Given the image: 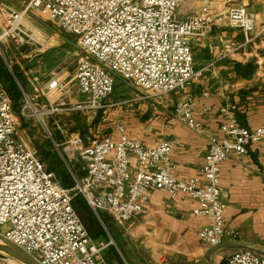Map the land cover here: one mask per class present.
<instances>
[{"label":"built area","instance_id":"2783aa9c","mask_svg":"<svg viewBox=\"0 0 264 264\" xmlns=\"http://www.w3.org/2000/svg\"><path fill=\"white\" fill-rule=\"evenodd\" d=\"M182 2L28 0L20 12L5 3L0 5L10 12L3 16L7 25L19 24L30 40L35 31L25 17L32 11L75 37L81 54L67 86L81 98L78 109L104 111L115 106L108 100L116 76L145 93L143 99H160L196 83L204 69L194 68L190 40L205 36L214 27L238 29L245 42L252 40L255 19L244 6L215 11L210 0H202L198 13L180 17ZM227 55L224 50L221 57ZM65 88L59 78L53 77L44 86L43 98L51 95L53 99L52 95ZM19 89L24 99L21 114L35 117L72 181L70 188H64L45 168L38 153L17 136L12 102L0 83V240L17 248L31 262L106 264L99 253L108 245H94L72 206L75 197H81L98 220L106 213L127 228L142 213L150 193L163 191L172 199L185 195L197 203L193 214L204 220L196 233L204 247L216 248L226 239L239 236L225 226L220 165L229 156L245 155L254 146L264 152V122L248 129L239 125L229 109H222L219 137L208 142L200 177L180 180L170 159L175 142L160 141L147 147L129 138L120 127L116 140L110 135L84 139L75 134L60 145L53 139L46 119L62 111L59 106L64 107V103L42 107ZM195 107V101L180 97L174 117L200 131ZM208 111L205 108L200 115ZM73 161L82 169L71 165ZM223 264H264V256L240 249L226 256Z\"/></svg>","mask_w":264,"mask_h":264},{"label":"crops","instance_id":"0c3cea01","mask_svg":"<svg viewBox=\"0 0 264 264\" xmlns=\"http://www.w3.org/2000/svg\"><path fill=\"white\" fill-rule=\"evenodd\" d=\"M230 1L210 0L215 11L244 6L255 19L252 40L245 42L240 30L227 27L192 38L194 68L204 69L202 77L182 92L149 99L148 107L135 111L134 119L126 121L124 116V124L120 123L129 138L144 146L175 142L170 159L180 180L200 177L208 142L219 137L222 109H229L248 129L264 122V0ZM184 4L193 9L188 14L192 15L200 11L202 0H183L181 9ZM224 50L228 55L222 58ZM180 97L195 101L194 116L202 130L194 131L175 119ZM205 108L209 111L200 115ZM118 126L109 134L115 140ZM220 193L225 226L239 236L226 239L216 251L197 239L204 220L193 214L197 203L185 195L172 199L163 191L150 193L142 213L127 228L106 213L99 221L110 228V242L115 240L124 264H223L226 256L240 249L264 256V152L254 146L245 155L229 156L220 165Z\"/></svg>","mask_w":264,"mask_h":264},{"label":"rangeland","instance_id":"374dc122","mask_svg":"<svg viewBox=\"0 0 264 264\" xmlns=\"http://www.w3.org/2000/svg\"><path fill=\"white\" fill-rule=\"evenodd\" d=\"M27 2L28 0L24 1V3L17 0H0V4L5 3L8 8L15 12L22 11ZM181 6L178 9L180 17H186V14L189 16L188 14L193 11L187 4H184L182 9ZM9 14L10 12L6 9L4 10L0 5V61L4 63L11 73L15 71L21 75L25 94L34 98L39 106H55L64 103V107L59 106L62 111L46 119L48 129L57 143L64 145L69 137L75 134L80 135L84 139L107 136L116 124L119 123L120 126L118 128L122 126L121 124H124L122 122L124 116L127 117L126 121L134 119L135 111L148 107L149 99H143L146 95L145 93L135 89L129 83L116 76L114 90L108 103L120 102L123 104L113 106L104 111L78 109L77 105L81 102V98L72 90L70 91V85L67 86V83L73 77V69L81 54L75 37L63 32L55 23L42 19L35 11H32L25 17L30 27L34 28H32V31H35L33 40H30L26 37L28 32L23 31L19 24L12 27L7 25L3 16H8ZM23 32H25V35ZM6 33L8 36H4ZM70 69H72V72H70ZM53 77L59 78L66 88L64 91L52 95L53 99H50L51 95H46L45 99L42 95L44 86ZM27 79H30V82ZM2 85L6 91L5 85ZM8 97L10 98L9 95ZM137 98H142V100L134 101ZM23 106L24 99H22L21 95L15 105L13 104L17 136L23 138L27 145L38 153L45 168L53 172L58 180L60 176H69L65 163L53 149L51 141L46 137L44 130L40 127L35 117H25L21 114ZM26 115H30L29 112H26ZM130 115L131 117H129ZM71 165L82 169V165L79 162L73 161ZM102 228L105 235L103 238L95 240L94 245L97 247L108 245V247L99 253L100 258L106 264H124L121 259L119 261L115 251V248H117L115 240L113 241L112 239L113 242H110V238H112L110 228H108L106 223ZM0 246L22 255L17 248L2 240H0ZM0 264L21 263L0 253Z\"/></svg>","mask_w":264,"mask_h":264},{"label":"trees","instance_id":"16d2710c","mask_svg":"<svg viewBox=\"0 0 264 264\" xmlns=\"http://www.w3.org/2000/svg\"><path fill=\"white\" fill-rule=\"evenodd\" d=\"M0 83L4 84L6 91L11 98L12 106L20 99L21 91L19 86L24 90V83L21 82V75L15 71L11 73L2 61H0ZM59 181L64 188H70L72 181L68 175L60 176ZM74 210L82 216L85 223L89 226L90 237L94 240H98L104 237V231L100 221L90 211L86 203L81 197H75L72 201ZM104 215L100 214V218L103 221Z\"/></svg>","mask_w":264,"mask_h":264},{"label":"water","instance_id":"95a60500","mask_svg":"<svg viewBox=\"0 0 264 264\" xmlns=\"http://www.w3.org/2000/svg\"><path fill=\"white\" fill-rule=\"evenodd\" d=\"M70 72H72V69H70ZM80 219H81L82 223L85 225L86 229L89 231V226L85 223L82 216H80ZM221 247L222 246L214 248L213 251H216L217 249H220ZM0 253L6 255L8 257H11L12 259L16 260L17 262H19L21 264H34L29 259H27L25 256L14 253V252L7 250L1 246H0Z\"/></svg>","mask_w":264,"mask_h":264}]
</instances>
